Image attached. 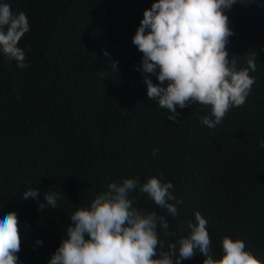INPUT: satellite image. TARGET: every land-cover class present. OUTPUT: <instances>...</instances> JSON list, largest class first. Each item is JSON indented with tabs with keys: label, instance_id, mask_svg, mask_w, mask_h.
<instances>
[{
	"label": "trees",
	"instance_id": "16d2710c",
	"mask_svg": "<svg viewBox=\"0 0 264 264\" xmlns=\"http://www.w3.org/2000/svg\"><path fill=\"white\" fill-rule=\"evenodd\" d=\"M7 2L29 19L18 40L27 63L0 54V211L18 214L20 264H48L66 238L70 215L108 182L136 176L144 182L161 173L183 200L176 217L147 194L132 193L137 207L166 216L161 239L174 243L188 235L199 211L216 258L229 236L264 260V149L258 147L264 139V0H237L226 10L234 33L229 58L243 68L245 55L256 51L257 69L250 72L255 83L246 102L214 128L200 120L211 106L177 107L180 116L171 121L146 95L145 74L137 70L143 54L132 38L154 0ZM29 187L39 189L38 199H22ZM45 192L59 194L56 208H39ZM204 259L197 253L182 264Z\"/></svg>",
	"mask_w": 264,
	"mask_h": 264
},
{
	"label": "clouds",
	"instance_id": "9594fccd",
	"mask_svg": "<svg viewBox=\"0 0 264 264\" xmlns=\"http://www.w3.org/2000/svg\"><path fill=\"white\" fill-rule=\"evenodd\" d=\"M236 3L237 0H154L144 10L132 38L143 54L137 70L145 74L147 97L170 112L168 120L177 121V107L199 103L211 106L210 115L200 120L214 128L231 107L246 102L255 83L250 72L257 69V53L245 55L243 68L229 58L226 45L234 33L226 10ZM28 27L26 11H14L7 0H0V54L18 65L27 63L25 48L18 40ZM105 55L110 53L105 50ZM147 74L155 75L158 83ZM258 147L264 149V139ZM158 152V148L153 149V157ZM173 189L172 181L163 180V173L144 182L138 176L108 182L105 191L70 215L66 238L48 264H182L197 253L205 256L203 264H264L246 249L244 240L229 236L222 238V256L216 258L207 220L199 211L194 214L195 222H188V235L174 243L161 239L158 227L168 232L166 216L137 207L132 193L147 194L174 218L183 200L173 194ZM39 195V189L29 187L23 191L22 199H38ZM59 198L56 192H45L46 203L39 202V208H56ZM36 243L42 245L43 240L37 239ZM20 248L17 212L0 211V264H20Z\"/></svg>",
	"mask_w": 264,
	"mask_h": 264
}]
</instances>
